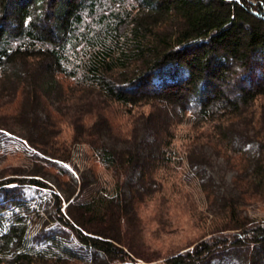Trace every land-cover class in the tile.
<instances>
[{"label":"trees","instance_id":"16d2710c","mask_svg":"<svg viewBox=\"0 0 264 264\" xmlns=\"http://www.w3.org/2000/svg\"><path fill=\"white\" fill-rule=\"evenodd\" d=\"M223 84L229 89L234 84L231 96ZM87 99L94 104L68 109ZM260 99L257 112L253 107ZM108 102L132 108L131 114L140 104L158 109L136 117L139 126L123 135L101 108ZM14 106L12 121L24 125L29 136L24 139L7 125L0 130L26 142L31 165L27 175L18 173L25 177L0 181V215L22 207L32 216L23 194L49 189L55 202L50 218L59 222L65 239L73 236L91 252L92 264H138L140 258L96 223L114 205L129 214L127 205L155 185V170L171 160L176 116L192 114L197 122L212 124L205 143L214 153L219 148L215 156L236 173L222 197L230 196L226 229L239 234L216 235L166 264H264V224L249 226L232 201L238 193L243 205L245 195L264 201V0L255 5L245 0H0V109ZM88 117L95 119L86 125ZM65 123L79 140L81 129L88 132L83 142L118 178L116 198L105 192L74 206L72 192L63 200L53 191L47 169L76 187L87 185L86 175L79 183L65 167L67 147L59 142ZM39 132L46 141L37 139ZM196 141L197 147L205 145ZM194 152L187 158L200 169L202 188L217 195L211 158ZM229 153L238 159L231 162ZM11 220L0 231V264H64L54 249H36L48 241L44 229L28 249L26 220L19 214ZM51 242L54 247L58 241ZM68 259L80 260L69 253Z\"/></svg>","mask_w":264,"mask_h":264},{"label":"rangeland","instance_id":"374dc122","mask_svg":"<svg viewBox=\"0 0 264 264\" xmlns=\"http://www.w3.org/2000/svg\"><path fill=\"white\" fill-rule=\"evenodd\" d=\"M245 1L252 5H255L256 2V0ZM167 78L168 76H162L160 79L167 80ZM229 87L230 89L224 84L222 86L226 94L231 96L234 84ZM87 102L94 104L88 99L76 101L77 106H68V109H82ZM262 103L263 100L260 99L253 109L260 112ZM101 108L105 109L107 119L123 135L130 134L133 127L139 126L136 125V117L140 115L147 117L153 112L152 109H158L151 104H140L133 108L131 114L129 109L132 108L111 102L102 105ZM14 111H16L15 106L0 109V127L7 125V129L10 128V131L27 139L29 136L27 128L12 121V112ZM71 115L69 121H71ZM94 119L93 117L86 118L88 121L86 125L91 124ZM3 126L1 128H4ZM212 132V124H201L192 114H178L173 130L171 160L155 170L153 176L155 185L145 193L144 190H141L131 204L127 205L130 208L129 214H123L125 215L123 216L114 205L113 210H105L103 218L102 216L100 218L103 221L96 223L98 229L103 232L107 230V233L122 241L126 252H132L135 257L140 258H135L138 264H166V261L171 257L191 251L200 242L209 240L216 235L223 234L233 237L235 234H239V231L226 229L230 228L228 226V208L226 207L230 196L222 197L236 173L232 171L233 168L223 160L222 156H215L220 150L219 148L214 153L213 149L205 143L208 141L206 136ZM79 133L81 140L76 136L70 123L69 125L62 124L59 128V142L67 147L66 157L69 159V164H66L65 167L73 173L79 183L83 182L82 177L86 175L87 185L85 188H82L81 184L76 187L72 185V180L67 176H60L52 169H47L45 173L50 181L49 185L52 186L53 191L60 194L63 200L66 195L69 196L72 192L70 202L74 206L84 203L94 195L105 192L116 198L118 181L116 174L106 169L95 157L89 145L83 142L86 139L84 138L85 134L88 132L81 129ZM4 134L3 136L2 130H0V181L25 177H21L20 174L27 175L31 165V156L26 142L11 133ZM37 139L41 142L46 141L43 132L37 134ZM197 139L205 145L200 144L197 147ZM236 148L234 147L233 150ZM190 150L195 151L194 155L206 159L211 158L216 176L215 188L216 191H220L217 195H209L202 188L200 169L197 166H192L187 158ZM229 155L234 159L231 162L236 161L239 157L231 153ZM207 170L209 173L212 171L210 168ZM15 173L17 175H14ZM55 185H58L62 190L57 189ZM9 187L12 188L15 185ZM26 193V195L23 194V200L27 202V207L33 212V215L29 216L27 210L22 207L10 208L0 215V231L12 224L13 214H19L26 220L28 226L29 234L26 244L28 249H34V238L39 237V232L44 229L46 234L44 238L48 241L36 249H54L62 256L64 264H92L91 252L73 240V236L65 239L66 237L60 231L59 222L50 218L55 210L52 191L49 189H28ZM233 195L232 201L238 202L240 205L238 215H241L243 219L246 218L249 226L264 224V201H260L258 198L253 200L250 196L245 195L243 201L246 203L243 205L239 201V193ZM0 200L4 202L3 198ZM63 205L62 211L69 217L67 211L69 203L64 202ZM54 239L58 242L52 247L53 242L51 241ZM68 253L79 257L80 260H69Z\"/></svg>","mask_w":264,"mask_h":264}]
</instances>
